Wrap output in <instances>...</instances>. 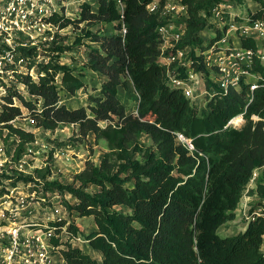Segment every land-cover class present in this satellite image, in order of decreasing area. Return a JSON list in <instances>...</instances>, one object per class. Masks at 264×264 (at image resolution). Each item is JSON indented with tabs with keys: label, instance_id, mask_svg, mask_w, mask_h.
<instances>
[{
	"label": "trees",
	"instance_id": "obj_1",
	"mask_svg": "<svg viewBox=\"0 0 264 264\" xmlns=\"http://www.w3.org/2000/svg\"><path fill=\"white\" fill-rule=\"evenodd\" d=\"M96 0V10L89 2L79 5L77 18L54 12L49 18L57 31L53 33L49 51L59 55L72 46L62 45L66 36L58 30L80 27L75 37L99 42L91 46L85 66L105 75L101 97H93L90 113L83 106L69 108L60 103L56 79L62 89L75 94L84 83L67 64L52 60L36 65V47L19 46L28 69L35 66L37 79L30 74L16 73L27 96L9 89L0 120L21 115L13 98L20 100L37 126L54 129L60 123L78 124L82 135L92 132L106 141L108 151L99 164L92 160L74 174L73 181L61 184L51 180L45 189L67 192L76 199L62 200L67 214L92 217L96 226L85 234L79 232L67 217L68 228L88 241L98 251L100 260L92 258L70 243L62 250L67 264H264L260 249L264 220L249 222L243 231L221 237L218 228L235 218V209L246 183L255 168H263L255 194L264 199V87H258L250 103L246 101L248 85L229 88L227 93L209 97L204 107L186 98L181 90L167 84L166 70L158 61L160 42L157 27L163 23L146 10L150 0ZM163 1V0H162ZM219 0H182L187 5L185 31L177 46H200L205 49L218 40L222 31L206 42L202 33L210 27L203 12ZM241 1V0H237ZM261 8L250 13L253 19H264ZM97 23H113L125 28L124 34L99 35L89 27ZM225 30V29H224ZM242 45L256 50L255 41L241 38ZM193 55V53H192ZM203 69L202 65L196 66ZM263 73L257 58L248 66ZM131 81L138 94L136 113H127L118 99V89ZM209 87V85H208ZM38 105L41 107L39 110ZM243 113L240 126H225ZM256 116V118H253ZM108 122L101 126L99 122ZM9 135L17 134V154L26 142L34 141L31 131L6 123ZM147 134L152 145L139 140ZM181 133L190 139L189 149L176 139ZM1 136V131H0ZM138 154L139 158H135ZM44 177L45 168H37ZM94 185L93 192L87 190ZM251 194L254 191L250 192ZM126 208L127 211L118 209Z\"/></svg>",
	"mask_w": 264,
	"mask_h": 264
},
{
	"label": "built area",
	"instance_id": "obj_2",
	"mask_svg": "<svg viewBox=\"0 0 264 264\" xmlns=\"http://www.w3.org/2000/svg\"><path fill=\"white\" fill-rule=\"evenodd\" d=\"M42 1L0 0V114L7 104L4 97L10 89L4 85L2 78L5 74L16 72L15 68L25 62L19 46L36 47V59L39 55L38 42L42 39L50 43L53 38L52 28L57 30L49 21L51 15L57 12L53 10V0ZM238 2L219 0L212 3L203 15L216 23V18H221V13H229L227 6L233 4L237 7ZM146 10L164 21L157 27L160 40L158 61L165 67L167 84L181 90L191 102L198 104L202 99L203 106H206L209 97L218 92L225 94L229 88L239 89L243 83L248 85L246 101L250 103L254 91L258 87H264V70L260 73L248 69L254 58L264 68V19L241 16L237 21L233 15L232 20L225 24L220 19L217 24L222 30L221 37L197 52L196 46H177L184 34V19L188 13L187 5L182 0H150L146 4ZM124 33L125 28L122 27L120 34ZM242 36L253 39L256 50L244 47ZM198 65H202L203 69H197ZM204 75L207 76L208 89ZM13 105L20 107L21 115L8 122L0 120V264H67L62 254L66 244L79 245L87 240L68 228L65 206L62 201L54 203L51 199L54 194L50 189L44 188L51 177L49 173L44 177L37 175L36 169L43 168V165L28 163L27 156L31 152L35 153L32 149L34 141L24 143L20 154H17L20 138L17 134L9 135L5 124L31 132L33 130L26 125H37L29 113L26 125L18 123L25 107L18 103ZM38 108L41 110L39 105ZM237 116L240 117L241 124L243 113ZM233 118L227 122L226 127L240 126L233 123ZM107 123L102 121L100 125L105 126ZM176 139L189 149L193 148L190 139L183 134L176 133ZM262 170L263 168H255L252 171L235 209L237 214L242 215L238 220H242L245 225L257 218L264 220V199H259L255 194ZM251 191L254 193L251 194ZM255 201L256 205L252 207V202ZM260 249L264 253V234Z\"/></svg>",
	"mask_w": 264,
	"mask_h": 264
},
{
	"label": "rangeland",
	"instance_id": "obj_3",
	"mask_svg": "<svg viewBox=\"0 0 264 264\" xmlns=\"http://www.w3.org/2000/svg\"><path fill=\"white\" fill-rule=\"evenodd\" d=\"M89 2L92 5V9L96 10V0H53V10H56L59 13H63L66 16L77 18L79 15V5L82 2ZM119 7L122 6V2L120 0H115ZM41 2H43L41 0ZM261 2V1H260ZM257 0H241L238 2L237 7L233 6V4L227 6V10L232 14L230 16L229 13H221V18H216V21L219 22L222 19L223 24L228 20H232L233 15L235 19L240 20L241 16H250V13L257 11L261 8V3ZM1 4V2H0ZM240 13L239 15H237ZM212 21V20H211ZM211 22L210 27L206 29L201 35L206 38V42L209 41L211 37L216 34V30L219 29L222 31L220 26L216 23ZM85 23H81L80 27L77 29H73V26H68L64 29L58 30V33L66 36L65 39H62V45H70L72 48L70 50H65L64 52L57 55L56 53H52L49 51L50 43L44 42V40H40L38 42L39 45V55L35 59L36 65H41L47 61H54L61 64H67L74 70V74L78 75L83 81L84 85L79 90L75 92V94H67L61 87L59 76L56 79V83L58 85V91L60 95V103H64L69 108H76L83 106L87 109V112L90 113V105H93L92 101L93 97H101L100 90L102 83L106 80L105 75L99 72H94L88 69L85 64L87 60V53L91 46L99 47V42L90 41L89 38L85 37L79 44H75L74 40L77 35L81 33L80 28L84 26ZM93 32L98 33L99 35H115L121 32V29L118 30L115 28L113 23H97L91 25L89 27ZM54 28H52V33H55ZM40 32H43L42 30ZM44 33V32H43ZM201 49L200 46H196V51L199 52ZM17 73H28L32 78L37 79V74L35 73V66L31 69H28L25 62L19 64L18 67L15 68ZM16 72H10L9 74H5L2 79V82L6 87H10V89H14L15 87L18 91L23 93L26 98H30L27 96L26 89L22 83H18L16 79ZM206 81L207 76H203ZM206 88L208 89V82L205 83ZM118 99L125 106L127 113L134 114L136 112L137 103H138V94L135 92L134 87L128 79H125V84L120 85L118 89ZM207 95V99H208ZM206 99V100H207ZM14 103L21 104L18 98H14ZM199 107H204L202 99L198 101L197 104ZM24 109V108H23ZM24 114L21 118L17 120L21 125H26V118L28 116V110L25 108L23 110ZM243 120V119H242ZM241 120V123H242ZM102 122V121H101ZM100 124V122H99ZM103 124V123H102ZM239 123H235L238 125ZM104 125V124H103ZM29 129L33 130L35 135L34 145L32 146L33 151L30 155L27 156V161L30 165H43L45 168V172L49 173L51 180L58 181L61 184H69L73 181V176L75 173L81 171L85 167V162L87 160L94 161L95 164H99L103 153L108 151L106 141L103 139H96L92 132L87 133L86 135H82L79 131L78 124H67L60 123L54 129H47L43 126H28ZM139 140L145 145H152V141L147 134H141L139 136ZM135 158H139L138 154H134ZM260 172V171H259ZM262 172V171H261ZM97 189L96 186L90 185L87 190L93 192ZM51 199L54 203L61 202L62 200H68L73 203L76 201L74 197H72L69 193L64 192L60 193L58 191H52ZM54 197H56L54 199ZM252 207L256 205V201L252 202ZM118 209H122L127 211L126 208L118 207ZM242 215L236 214L237 218H240ZM67 217L71 219V217H75L74 224L78 228L81 233H89L93 229L96 228L92 217H81L78 215L67 214ZM236 218V219H237ZM242 220L231 221L229 224L225 226L222 225L218 228V234L221 237L234 235L240 231H242L243 223ZM75 244V243H74ZM77 244L73 245V247ZM82 247V246H81ZM87 248H84L86 250ZM94 255V254H93Z\"/></svg>",
	"mask_w": 264,
	"mask_h": 264
},
{
	"label": "crops",
	"instance_id": "obj_4",
	"mask_svg": "<svg viewBox=\"0 0 264 264\" xmlns=\"http://www.w3.org/2000/svg\"><path fill=\"white\" fill-rule=\"evenodd\" d=\"M236 44H238V43H236ZM235 213H236V211H235ZM237 214V213H236ZM237 217L235 216V218L233 219V220H231V221H237V219H236ZM231 221H228V222H226V224H229V222H231ZM243 223V226H242V231L245 229V227H246V225H245V223L244 222H242ZM226 224H223L224 226L226 225ZM94 230V229H93ZM76 246H78L83 252H85V253H88L92 258H96V259H98V260H100V258H101V255H100V253L98 252V251H94V250H91L89 247H88V241H84V242H82V243H80L79 245H76ZM82 246V247H81ZM84 248H87L86 250H84ZM94 254V255H93Z\"/></svg>",
	"mask_w": 264,
	"mask_h": 264
},
{
	"label": "bare ground",
	"instance_id": "obj_5",
	"mask_svg": "<svg viewBox=\"0 0 264 264\" xmlns=\"http://www.w3.org/2000/svg\"><path fill=\"white\" fill-rule=\"evenodd\" d=\"M239 122H240V117L239 116L233 118V123L234 124L235 123H239Z\"/></svg>",
	"mask_w": 264,
	"mask_h": 264
}]
</instances>
